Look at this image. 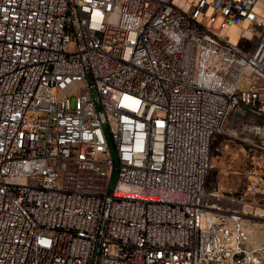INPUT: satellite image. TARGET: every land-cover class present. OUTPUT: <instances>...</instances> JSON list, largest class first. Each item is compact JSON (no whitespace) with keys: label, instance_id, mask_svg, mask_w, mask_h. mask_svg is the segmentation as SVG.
<instances>
[{"label":"built area","instance_id":"obj_1","mask_svg":"<svg viewBox=\"0 0 264 264\" xmlns=\"http://www.w3.org/2000/svg\"><path fill=\"white\" fill-rule=\"evenodd\" d=\"M261 198L264 0H0V264H264Z\"/></svg>","mask_w":264,"mask_h":264},{"label":"rangeland","instance_id":"obj_2","mask_svg":"<svg viewBox=\"0 0 264 264\" xmlns=\"http://www.w3.org/2000/svg\"><path fill=\"white\" fill-rule=\"evenodd\" d=\"M247 31H249L247 23L229 24L226 28L220 31V34L228 36L230 42L242 47L245 51H248L255 43V33H253L254 37L252 38ZM71 48H73V45H71ZM242 86L247 87L248 81H243ZM70 107H75L74 96L70 97ZM237 117V119L244 118L243 115L238 114ZM214 141L222 144L224 147L221 151L212 154L211 159L213 168L208 175V186L215 187L220 191H227L229 189L239 190L243 185V179L240 175V170L245 159L243 152L239 150V145L228 137L217 135ZM256 201L258 206L262 208L261 213L264 215V199H256ZM250 229L257 242L264 241V224L253 225Z\"/></svg>","mask_w":264,"mask_h":264}]
</instances>
